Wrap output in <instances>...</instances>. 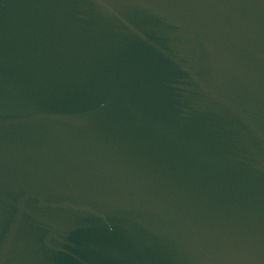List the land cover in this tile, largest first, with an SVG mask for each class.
I'll list each match as a JSON object with an SVG mask.
<instances>
[{
    "label": "water",
    "instance_id": "water-1",
    "mask_svg": "<svg viewBox=\"0 0 264 264\" xmlns=\"http://www.w3.org/2000/svg\"><path fill=\"white\" fill-rule=\"evenodd\" d=\"M0 264H264V0H0Z\"/></svg>",
    "mask_w": 264,
    "mask_h": 264
}]
</instances>
